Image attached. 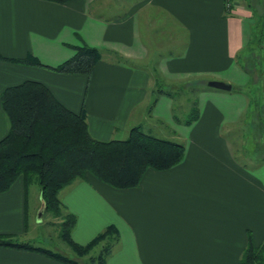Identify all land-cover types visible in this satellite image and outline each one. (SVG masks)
Returning a JSON list of instances; mask_svg holds the SVG:
<instances>
[{
  "label": "crops",
  "instance_id": "obj_1",
  "mask_svg": "<svg viewBox=\"0 0 264 264\" xmlns=\"http://www.w3.org/2000/svg\"><path fill=\"white\" fill-rule=\"evenodd\" d=\"M243 4L0 0V94L25 80L41 82L69 110L84 107L95 139H125L136 125L151 133L176 123L171 97L160 95L150 109L161 80L210 78L232 85L202 87L199 119L177 122L170 130L174 137L158 136L186 147L183 161L171 169H148L133 188L115 189L88 177L60 190L62 205L77 219L71 233L76 243H88L108 225L117 229L119 242L106 264H241L249 243L264 242V162L240 163L237 143L224 132L242 121L251 104L241 89L250 79L241 56L253 33ZM82 45L101 52L89 76L9 60L32 55L56 66ZM8 130L0 103V139ZM33 194L22 178L0 192V234L28 239L30 208L37 212L42 203L39 189ZM0 264L64 263L0 246Z\"/></svg>",
  "mask_w": 264,
  "mask_h": 264
},
{
  "label": "trees",
  "instance_id": "obj_2",
  "mask_svg": "<svg viewBox=\"0 0 264 264\" xmlns=\"http://www.w3.org/2000/svg\"><path fill=\"white\" fill-rule=\"evenodd\" d=\"M43 1L63 4L70 0ZM252 20L254 27L260 23L264 26V15L258 20L252 14ZM251 44L247 43L244 53ZM100 58L98 48L82 45L75 47L74 54L56 66L44 65L32 55L9 60L44 66L60 73L89 76ZM185 87L191 93L202 89L186 83L172 89L157 84L150 109L160 95H167L175 101ZM204 88L210 87L206 85ZM0 103L9 120V130L0 139V192L7 191L18 178H22L26 188L36 182L43 213L60 219L59 237L75 256L82 258L99 248L97 254L88 257L93 264H106L107 257L119 242L118 231L115 226L108 225L88 243H76L71 233L77 219L62 205L60 190L76 179L86 180L88 177L115 189L133 188L148 169H171L182 162L186 154L184 143L155 136L140 125L131 127L125 139H95L89 133L84 107L78 112L69 110L38 81L25 80L6 87L0 94ZM199 117L197 99L193 100L185 118L174 112V120L186 125H191ZM0 246L35 252L64 264H79L75 258L32 241L18 240L14 235L0 234ZM241 264H264V242L260 245L249 243Z\"/></svg>",
  "mask_w": 264,
  "mask_h": 264
},
{
  "label": "rangeland",
  "instance_id": "obj_3",
  "mask_svg": "<svg viewBox=\"0 0 264 264\" xmlns=\"http://www.w3.org/2000/svg\"><path fill=\"white\" fill-rule=\"evenodd\" d=\"M243 5L248 7L249 14H255L258 17L264 15V0H243ZM250 30L253 32L252 37L249 39V43H252L246 49L244 55L241 56V62L245 71L249 74V82L246 86L242 87V91L247 94L251 100V104L248 108V113L242 118L240 123L228 124L224 132L232 143L236 145V156L240 163H244L248 167L256 165H262L264 162V29L260 24L254 27V21L250 19ZM257 20V22H258ZM252 23V25H251ZM210 78L193 79V81L182 83H167L164 80L159 81V85L162 88L172 89L181 87L183 84H191L195 87H204ZM234 88L237 89V84H234ZM176 90V89H174ZM197 93H191L190 89L185 87L182 89L180 96L174 101V112L177 116L185 118L193 104V100L198 99ZM176 122V121H175ZM162 126L152 128L151 133L155 136L164 135L168 137H174L171 134V128H177L176 123H167ZM171 139V138H170ZM39 189L38 184L32 183L28 185L30 197H32L33 191ZM32 202V203H31ZM34 202L32 198L30 204ZM35 207V206H34ZM30 208V232L28 234V241H32L38 246H42L54 251L61 252L72 258H75L79 264H93L88 260L89 256L95 255L99 248H95L89 255L82 258L75 256L74 252L66 245V243L59 237V218L52 217L49 213H43L39 216L40 210L35 212L34 208ZM21 240L22 238H17Z\"/></svg>",
  "mask_w": 264,
  "mask_h": 264
},
{
  "label": "water",
  "instance_id": "obj_4",
  "mask_svg": "<svg viewBox=\"0 0 264 264\" xmlns=\"http://www.w3.org/2000/svg\"><path fill=\"white\" fill-rule=\"evenodd\" d=\"M210 88H216V89H221V90H231L232 85L229 83H225L223 81H218V80H210L206 84ZM40 213L39 216H41L43 212V202L41 203V208L39 209Z\"/></svg>",
  "mask_w": 264,
  "mask_h": 264
}]
</instances>
